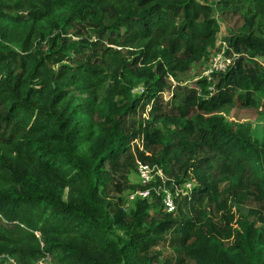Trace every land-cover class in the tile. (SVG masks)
<instances>
[{
  "label": "trees",
  "instance_id": "trees-1",
  "mask_svg": "<svg viewBox=\"0 0 264 264\" xmlns=\"http://www.w3.org/2000/svg\"><path fill=\"white\" fill-rule=\"evenodd\" d=\"M251 4L226 38L234 65L197 88L177 87L175 101L164 102L161 78L108 44L143 47L139 58L154 49L160 75H175L215 50L219 25L208 0H0V256L17 264L46 255L55 264H158L152 253L161 247L171 250L170 264H264V181L256 177L264 149L211 114L234 97L264 103V0ZM107 76L112 83L95 102ZM137 81L141 94L131 92ZM72 84L85 100L72 102ZM146 112L176 125L160 129ZM213 162L220 176L212 180ZM138 164L160 167L171 190L195 183L176 197L174 212L151 213L163 207L154 193L126 210L119 193ZM229 199L247 202L254 219L235 227L224 210Z\"/></svg>",
  "mask_w": 264,
  "mask_h": 264
},
{
  "label": "rangeland",
  "instance_id": "rangeland-1",
  "mask_svg": "<svg viewBox=\"0 0 264 264\" xmlns=\"http://www.w3.org/2000/svg\"><path fill=\"white\" fill-rule=\"evenodd\" d=\"M210 4H213L215 9V19L218 22L219 25V31L216 34V46L215 50L208 53L206 56H202L200 59L192 60L187 62L185 66H181L176 69L175 75H172L168 73L164 77L160 75V71H158V59L156 58V52L154 49H150V51L147 53V55H143V57L139 58V52L142 51L143 47H117L112 44H108L110 47L113 48V50L118 51L120 58L122 60L127 62H134L136 64V67H143L145 69H149L150 72L154 73L156 77L161 78V80L165 83L163 90L160 92V95H162L164 102H174L175 101V92H179V88L184 87H193L197 88L198 85L196 82L200 79H204V71L206 70L210 57L214 52L222 51L226 52L228 48V41L227 37L231 33H235L237 29L240 27V25L244 22V18L251 14L252 12V4L251 0H208ZM260 19L257 17L254 32L256 34H261V28H260ZM87 38L90 41L97 40V36L92 31L88 30L86 33ZM75 38V37H74ZM101 42H104L102 40ZM103 60L106 62V64L109 65V68L115 67V61L111 58L110 54H104L102 55ZM258 60L262 61V58H258ZM62 63H66L69 66L73 67L74 65L69 61H64ZM60 64H55L54 68L56 69L59 67ZM110 76V75H109ZM109 76L106 77V82L104 86L99 90L98 96L95 99V102H100L102 97L105 94V88L108 84L112 83L111 79H108ZM153 82V81H152ZM145 90L143 86L142 81H137L136 84L133 86L131 92L136 94H141ZM68 94L69 97L72 99V102H82L85 100L87 93L81 92L74 84L68 86ZM235 96V95H234ZM165 104V103H164ZM164 111H166L164 109ZM194 111H190V115H193ZM211 114H217L222 115L224 119L230 123L234 130L239 131L240 133L246 135L249 137V139L256 143L258 146H260L262 149H264V103L259 102L256 106H250L245 105L241 103L239 100L234 97L233 101L226 106L222 107L217 112H213ZM178 116V115H176ZM142 118L145 119V121L151 122L155 126H158V128H162L164 125L163 122H167L168 128H174L176 125L175 119L166 118V116H163L157 120H154L152 116L148 115L147 112L143 113ZM95 120H97L96 117H94L93 124L95 123ZM166 128H164L165 130ZM87 142H84L81 144V149H86ZM210 156V155H209ZM208 156V157H209ZM218 162H213L210 166V176L211 179H215L216 177L220 176V169L216 168ZM210 164V163H209ZM157 173L159 174V171L156 170V167L151 168L149 171V175L151 176L150 181L147 184H143L142 180L139 176L138 169L131 170L128 173V183L127 187L123 189L119 193L121 198L124 200L125 203V209L129 210L134 201L133 199H130V195L132 193H135L139 190V185H148L150 187V190L155 188L152 183L158 182ZM257 178H260L264 181V173H261L260 171L256 174ZM191 182L192 185H194L193 180H188L185 183ZM161 183H163L161 181ZM229 183V180H225L218 184V191L223 190ZM157 188V187H156ZM192 188V187H191ZM177 191H185L186 187L184 186V183L177 185L176 187ZM66 197V195H64ZM221 197V196H220ZM221 200V199H220ZM248 203L244 202L243 204L237 203L233 200H228L227 205L224 208V210H231L234 213V226L238 228V224L241 219H249L253 220L254 218L248 213ZM215 207V205H213ZM151 213L162 211L165 212L163 207H161L160 203H157L154 208H151ZM207 211L214 215L215 218H218L219 215L214 212V209L211 207L207 208ZM37 235L40 236V234L37 232ZM223 247L227 250H231V245L228 242H224ZM155 250V249H154ZM169 252H171L168 248H156V250L152 253L154 255V258L156 262L164 263V264H170L169 261H165L166 256H169ZM56 260L50 256L46 255L36 261L33 262V264H55ZM0 264H17L12 258H9L7 256H0Z\"/></svg>",
  "mask_w": 264,
  "mask_h": 264
},
{
  "label": "built area",
  "instance_id": "built-area-1",
  "mask_svg": "<svg viewBox=\"0 0 264 264\" xmlns=\"http://www.w3.org/2000/svg\"><path fill=\"white\" fill-rule=\"evenodd\" d=\"M236 54L233 55H228L225 52L218 51L214 52L209 60L208 66L206 70L204 71V76L207 79L211 78V75L215 72H224L228 67L233 66L235 61H236ZM156 167V170L159 171V174L157 173V177H159L160 184L154 185L152 184L155 188L150 190V187L147 186L145 189H139L135 193H132L130 195V199L136 200V199H152L153 193L157 196L160 197L163 209L165 212H174L176 209V202L175 199L179 195H186L191 192V187L192 183H185L184 186L186 187L185 191H177L176 187L177 185L174 186V190H171L170 188L165 186V180H164V175L162 174L161 168L157 166H152L149 167L148 165H142L138 164L137 169L139 172V176L142 180L143 184H147L151 176L149 175V171L151 168ZM161 181L163 183H161ZM182 184V183H181ZM180 185V184H179ZM157 187V188H156Z\"/></svg>",
  "mask_w": 264,
  "mask_h": 264
}]
</instances>
